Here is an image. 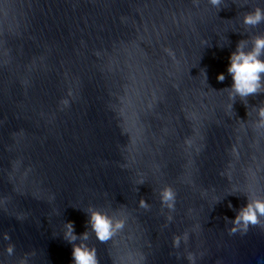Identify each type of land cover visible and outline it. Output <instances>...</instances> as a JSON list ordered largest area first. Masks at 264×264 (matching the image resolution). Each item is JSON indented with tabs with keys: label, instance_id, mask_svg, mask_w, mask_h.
Masks as SVG:
<instances>
[{
	"label": "water",
	"instance_id": "1",
	"mask_svg": "<svg viewBox=\"0 0 264 264\" xmlns=\"http://www.w3.org/2000/svg\"><path fill=\"white\" fill-rule=\"evenodd\" d=\"M256 5L0 0V264H72L63 222L79 234L89 206L125 221L90 235L97 264H264V217L226 219L264 194V91L225 89L229 52L264 32L239 21Z\"/></svg>",
	"mask_w": 264,
	"mask_h": 264
},
{
	"label": "clouds",
	"instance_id": "2",
	"mask_svg": "<svg viewBox=\"0 0 264 264\" xmlns=\"http://www.w3.org/2000/svg\"><path fill=\"white\" fill-rule=\"evenodd\" d=\"M208 3L217 10L223 4V0H208ZM264 3V0H261ZM239 21L244 26L255 27L264 21V7L259 5L245 9L239 16ZM220 46V43H217ZM226 71L231 77V84L225 89L233 102L236 97L247 106V97L252 94L264 91V32L251 35L248 39H239L234 50L230 51L227 57ZM203 71V69H202ZM206 83V74L203 71ZM225 78L223 72L216 74L218 81ZM65 103H67L65 101ZM232 108V103L229 105ZM246 107V115L249 114ZM252 111L255 113V124L257 127H264V103L252 105ZM143 183V181H140ZM162 204L168 208L173 207L175 193L167 184L158 189ZM141 207H147L143 197L138 201ZM229 207H232L229 202ZM87 213L86 227L77 234L74 231V225L71 220L63 222V239L71 245L72 264H97L96 249L87 242L90 235H94L96 240L106 241L111 238L118 230L124 226V218L118 215H109L104 210L94 206L84 209ZM259 217H264V194H258L255 191H249L245 202L235 210L234 215L229 219L227 227L230 233L237 231H246L248 225L258 222ZM5 239H8L5 234ZM187 239L186 235L184 237ZM179 245V238H174V246ZM7 251L11 253L12 247ZM188 259H193L191 253Z\"/></svg>",
	"mask_w": 264,
	"mask_h": 264
}]
</instances>
